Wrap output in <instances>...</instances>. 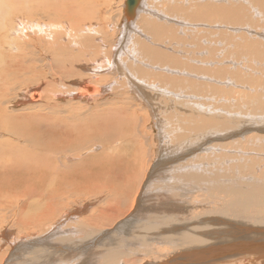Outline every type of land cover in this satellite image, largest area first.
Listing matches in <instances>:
<instances>
[{"label":"bare ground","instance_id":"1","mask_svg":"<svg viewBox=\"0 0 264 264\" xmlns=\"http://www.w3.org/2000/svg\"><path fill=\"white\" fill-rule=\"evenodd\" d=\"M67 1L0 0V126L9 136L0 137V213L18 217L19 232L42 230L56 221L67 182L85 177L84 171L102 178L104 167L118 161L111 147L74 161L96 149L80 148L77 131L97 113L108 126L102 129L110 137L104 138L128 140L131 133L150 143L147 153L137 155L144 160L151 151L145 160L151 165L130 158L140 173L125 183L137 190L144 213L99 232L95 225L108 223L115 211L109 217L102 209V216L86 219L85 207L62 212L64 220L52 222L45 235L26 231L32 239L23 246H12L14 233H1V248H21L18 255L13 251L14 264H264V0H137L134 16L125 1L113 46L103 13L97 16L100 29L94 22L93 0L82 5L89 7L83 16H75ZM244 62L245 73L238 69ZM66 100L89 107L85 113L60 107ZM161 104L172 125L158 126L153 107ZM131 106L149 109L156 136H140L144 126ZM6 107L25 114L14 119ZM131 144L123 154L129 155ZM73 150L78 155L63 160L64 151ZM99 184L112 196L105 202L126 203L117 199L124 188L114 185L108 192L110 185ZM20 197L27 198L25 206L8 204ZM158 197L174 211L162 212L161 202L155 212ZM66 220L76 221L77 230L64 231Z\"/></svg>","mask_w":264,"mask_h":264},{"label":"rangeland","instance_id":"2","mask_svg":"<svg viewBox=\"0 0 264 264\" xmlns=\"http://www.w3.org/2000/svg\"><path fill=\"white\" fill-rule=\"evenodd\" d=\"M69 1V3H71V10H72V12L74 11V15L76 16V15H80V16H83L84 14H87V10L89 9V7L88 6H82V5H84V3H85V1H88V0H68ZM67 1V2H68ZM125 1H127V0H93V7H92V11H93V14H94V22L98 25V29H100V23H99V18H97V16L98 15H100V13L102 14L103 13V15H102V22L104 23L103 24V31L104 32H108L109 33V35H111V37L113 38V40H112V38L110 37V39H109V44L110 45H112V43L113 42H115L117 39H118V34H119V32H118V28L116 27L117 26V23L118 22H120L119 20L121 19L122 20V18H123V16H124V14H123V12H124V7H125V5L124 6H122L123 4H124V2ZM75 7H74V6ZM84 10H83V9ZM79 9V10H78ZM86 9V10H85ZM85 11V12H84ZM78 15V16H79ZM87 16H90L89 14L88 15H86V17ZM117 30V31H116ZM116 37H117V39H116ZM253 41H255V40H253ZM113 46V45H112ZM111 46V47H112ZM111 47H108V49L107 50H110L111 49ZM239 64V63H238ZM237 64V65H238ZM244 65V66H243ZM239 66V65H238ZM247 66H248V64L247 63H245L244 62V64H242V65H240L239 66V70H241L243 73H245V71H243V70H246V68H247ZM235 70V69H234ZM105 76H107V75H105ZM105 76H102V77H105ZM229 77L228 78H231V75H228ZM87 80H93V79H87ZM226 82V81H225ZM34 84H36V83H33V84H31V85H34ZM104 84H107V83H104ZM37 88V87H36ZM41 88V87H40ZM30 89V88H29ZM42 89V88H41ZM43 90V89H42ZM246 90V89H245ZM44 91V90H43ZM247 91V90H246ZM242 92L243 93H245V91L244 90H242ZM116 95H118V94H116ZM46 97V96H45ZM163 98H166V95H164V96H162ZM167 99V98H166ZM169 102V103H168ZM93 103L94 104H98L99 105V102H94L93 101ZM157 102H154V103H152V101H151V104H156ZM167 103H168V105L167 106H170V105H172L171 104V99L169 100H167ZM55 104H57V103H55ZM139 104V103H138ZM84 105V106H83ZM144 105V104H143ZM25 106H27V105H25ZM75 106H76V108H75ZM161 107L159 108V106H155V107H153L156 111L158 110L159 112H157V119H158V126H163V125H166L167 126V124H169V125H172L170 122H169V117L167 116V114L165 113V112H167L168 111V107H166V104L164 105V104H161L160 105ZM164 106H165V109H164ZM21 107H24V105L23 106H21ZM46 107V106H45ZM52 107H54V106H52ZM60 107H65V108H68V107H73L74 109H75V111H77L78 113H85V111L83 112V110L84 109H87L89 106L87 105V103H83V102H79V104H76V103H73V102H70V100H66L65 102H62V104H61V106ZM80 107V108H79ZM141 107V106H140ZM157 107V108H156ZM142 108V107H141ZM164 109L165 111H163L162 109ZM209 108V107H208ZM18 108H16V110H17ZM42 109V107L41 108H39V106L37 107V109H35V110H32L33 112H36V111H40ZM8 110V111H7ZM16 110H14V109H12L11 110V108L10 107H6V113L7 114H9L12 118H19V117H22V116H24V112H21V111H16ZM73 110V109H72ZM71 110V111H72ZM137 111V113H138V115L136 116L135 115V117H139L140 116V119H139V121H141V124L144 126L143 128H142V130H141V132L142 133H140V136H144V135H148V138H151V137H154V136H156V131H154L153 133H152V131L149 129V126L151 125V121H150V123L149 122H147V119H151V114L149 113V109L147 110V108H143V110H142V112L135 106V107H133V106H131V108H130V112H132L133 113V111ZM144 110H145V113H144ZM82 111V112H81ZM224 111V110H223ZM160 112H162V113H160ZM170 112V111H169ZM127 113V112H126ZM131 113V114H132ZM142 113V114H141ZM163 113H164V115H163ZM99 113H97V115L94 117H91V119L93 120V121H91V119L90 118H88V120H84L83 122H81L82 124H80L79 125V128H81L80 129V131H77V133H79V134H77V136H80V141H78V145L80 146V148H81V146H82V148H86L87 146H92V145H95L96 146V149H95V151L93 150L92 152H90V153H82L83 154V156L84 157H81L80 156V158L78 159V160H74L75 162H78V161H81V160H83L84 158L86 159L87 158V156L89 157L90 155H91V157H96V156H98V155H100L101 153H104L105 151H106V148H107V150H108V148L109 147H111V148H109V149H111V153L113 154V156H115V154H116V159L118 160V161H115V162H113V164H110L109 163V165H107V170L105 169V167H104V172L103 173H101V177L102 178H100V176L98 177H96L97 179H95L94 178V176H96V173H91V172H88V171H84V175H86L85 177H82V176H80L79 178H76V179H72L73 181H74V184L73 183H66L67 184V186L65 187V189L63 188V190L65 191V193L64 194H66L67 195V198L64 200V204H63V207L61 208V211L59 212V214L57 215V216H55V218H54V220H56L57 222H60V221H62V220H64V218L69 214V213H73L74 211L76 212L77 211V209L79 210V209H84V207L86 208V212H84L82 215H83V217L86 219L87 217H93L95 214L97 215V218L98 217H100V216H102L103 215V213H104V211H105V213H107V214H105L106 216L108 215L109 217H111L112 216V214H111V212L113 213L114 211H115V213H114V215H113V217H111L112 219H110L109 220V222L106 224V223H103V225H98V226H96L95 225V227H98V228H96V229H98L99 230V232H101V231H103V230H113V228H115L117 225H121L124 221H127L128 220V218L129 217H131V214L132 213H135L136 214V220L138 221V218H139V216L138 215H140V214H143L144 213V208L143 207H141V206H138V199L140 198V197H138L137 195V190L136 189H134V191L132 192V189H131V187H129V186H127L126 188H125V183L126 182H133L137 177H138V173H140L139 172V169H137L135 166H134V164H133V162L131 161V159L130 158H133L134 159V157H135V155H137V153L139 154V155H141V154H143V152H145V150H146V152L145 153H147V151H148V149L147 148H149V145H150V143H148L146 140H143V138H140V137H136V138H138V140L136 139V138H134L133 137V135L130 133L129 134V137H128V140H126L127 138H120L119 140H113V139H111V138H104V137H110V134H109V132H108V130L106 129L108 126H107V124L106 123H104V119H102V118H100V117H102V116H100L99 117V115H98ZM148 114H149V117H148ZM133 115V114H132ZM142 115V116H141ZM144 115V116H143ZM162 116H163V118H162ZM164 116H166V118H168L167 119V121L165 120L166 118L164 117ZM165 118V119H164ZM90 119V120H89ZM95 120V121H94ZM163 120H165V121H163ZM100 121V122H99ZM90 122H92V123H90ZM98 122H99V124H98ZM45 123H46V121H45ZM160 123H162L163 125H161ZM164 123H166V124H164ZM49 124H51L50 122H47V125H48V128H50L51 126H49ZM1 125V124H0ZM103 126H106V128L105 129H102L103 128ZM166 126H164V127H166ZM66 127H67V125H66ZM95 127V128H94ZM99 127V128H98ZM133 127H134V124H133V126H132V129H133ZM0 128H1V130H0V137H4V139H6V138H8L9 136L2 130V126H0ZM52 128V127H51ZM90 129V130H88V129ZM52 130H53V128H52ZM120 129L118 128V129H115V131L116 132H118ZM6 132H8L7 130H5ZM98 132V133H97ZM90 134V136L91 137H88V135ZM142 134V135H141ZM75 135V134H74ZM40 136V135H39ZM94 136V137H93ZM82 137V138H81ZM84 137V138H83ZM87 137L88 138H90V139H87ZM91 138H92V141H91ZM234 138V137H233ZM16 141H17V144H18V146L19 145H25V141L21 138V139H16V138H14ZM102 139L103 140H105V141H102ZM113 140L114 142H112V143H110L108 140ZM131 139H132V141H131ZM134 139V140H133ZM84 140V141H83ZM86 140V141H85ZM88 140V141H87ZM107 140V141H106ZM136 140V141H135ZM146 141V142H145ZM233 141V140H232ZM82 143V145H81V143ZM108 142V143H107ZM127 142L128 143H132L129 147H132L131 148V150L132 151H130V153H129V155L127 154V153H124L123 154V149L126 147V145H127ZM136 144H135V143ZM138 142H140V143H142V144H138ZM117 143V144H116ZM123 143V144H122ZM134 143V144H133ZM225 143H228V141L227 142H225ZM105 144H107V145H105ZM121 145H122V147H121ZM17 146V147H18ZM140 146V147H139ZM144 148H143V147ZM100 149H99V148ZM105 147V148H104ZM119 147V148H118ZM124 147V148H123ZM143 149H142V148ZM210 148V146H207L206 148ZM80 148L79 149H77V150H80ZM121 148V149H120ZM123 148V149H122ZM141 149V150H140ZM145 149V150H144ZM119 150V151H118ZM110 151V150H109ZM118 151V152H117ZM77 151L75 150H73L72 151V153L71 152H66V151H64V153H63V155H61V157L63 158V160L65 159V158H67V156L68 157H70V156H73V155H75V156H77L78 154V152L76 153ZM98 152V153H97ZM135 153V154H134ZM151 151L147 154V157H145L144 158V160H143V158H142V156H141V158L137 155V161H136V163L138 164V162H139V164H140V166H141V164H142V166L144 167H147V166H149V165H151V164H145L146 162H145V160H147L148 161V163H149V160H151V158H152V156H151ZM66 154V155H65ZM87 154H89V155H87ZM119 154L122 156V158H119ZM123 154V155H122ZM118 155V156H117ZM149 156H150V158H149ZM74 161L72 162H68L67 160H66V165H68V166H70V165H73V163H74ZM116 163V164H115ZM153 165H154V163H152ZM235 164H239V165H241L240 164V162H238V163H235ZM152 165V166H153ZM108 166H109V168L110 169H108ZM138 166V165H137ZM213 167L214 168H216L217 167V165H215L214 163H213ZM121 168V169H120ZM135 169H137L136 171H134ZM74 171H77L76 170V168H74L73 169ZM129 170V171H128ZM140 170H141V172H142V168L140 167ZM81 168H79L78 169V172L79 173H81ZM94 171V170H93ZM116 171V172H115ZM126 171L128 172V174H126ZM130 171H133V173H135L136 175H130ZM150 171H151V169H150ZM118 172V173H117ZM138 172V173H137ZM121 173H123V174H121ZM233 174V173H232ZM231 174V176L232 177H234L235 175L233 174L232 175ZM94 175V176H93ZM100 175V174H99ZM104 177H103V176ZM128 175V176H127ZM130 175V176H129ZM132 176H134L135 177V179H134V177H132ZM72 177H74V176H72ZM119 177H120V180H119ZM98 178H100V180H99V182L101 181V182H105V183H107V185L109 186L110 185V187H109V190H108V192H111L110 191V188L112 187V186H114L115 185V187H116V189H119V191H120V189L121 190H124L125 189V196L123 195V196H120L119 198H117V199H119V200H122V203L124 202V201H126V203H123L124 205H122V204H118V202L117 201H114V200H112L111 202H105V201H107L108 199L110 200V199H112V196L110 197V196H108V194L106 195V193H104L105 191H107V190H104L103 188H101L100 187V189H98L99 188V186H101L100 184H99V182H98ZM131 178H133V179H131ZM235 178V177H234ZM113 179V180H112ZM95 180V181H94ZM97 181V182H96ZM114 181V182H113ZM96 182V183H95ZM29 183H33V182H29ZM95 183V184H94ZM140 183V182H139ZM145 183H146V180H145ZM144 183V184H145ZM147 184V183H146ZM93 185V186H92ZM65 186V185H64ZM75 186V187H74ZM135 186H137V184H135L133 187H135ZM124 188V189H123ZM7 189L8 188H5V190L7 191ZM90 189V190H89ZM145 190L146 189H144V190H141L140 191V195H142V196H144L145 195ZM99 191H102L103 192V194H99ZM87 193V194H86ZM135 193V194H134ZM78 194V195H77ZM65 195V196H66ZM79 195L81 196V197H79ZM83 195V196H82ZM106 195V196H105ZM72 197V198H70V197ZM76 196H78V197H76ZM138 198H137V197ZM226 195H224V194H222V197H225ZM124 197V198H123ZM220 197H221V195H220ZM65 198V197H64ZM77 198V199H76ZM114 198V197H113ZM129 198V199H128ZM131 199V200H130ZM152 200H153V197L151 198ZM158 199V201H159V203H158V201L156 202V204H155V201H151V203H149L150 205H152L151 207H153V205L155 204V212L160 208L159 206H161V202H163V204L165 205V206H167V207H165V206H162L161 207V211L162 212H171V211H174L172 208H171V204H168L169 202L167 201V199L166 198H160V197H158L157 198ZM70 202H69V201ZM74 200H75V202H74ZM77 200V201H76ZM108 200V201H109ZM129 200V201H128ZM135 200V201H134ZM88 201V202H87ZM95 201V202H94ZM137 201V202H136ZM15 202H18L21 206H25L27 203H28V201H27V198H24V197H20V198H16L15 200H12V202H11V200H9V202H8V204H14V206H15ZM50 202H51V200H50ZM121 202V201H120ZM129 202V203H128ZM93 203V204H92ZM105 203V204H104ZM69 204V205H68ZM71 204V205H70ZM82 204H83V206H82ZM87 204V205H86ZM107 204V205H106ZM128 204H130V205H128ZM111 205V206H110ZM116 205V206H115ZM134 205V206H133ZM158 205V206H157ZM131 206V207H130ZM133 206V207H132ZM149 206V205H148ZM102 207V208H101ZM120 207V208H119ZM128 207H130V208H128ZM142 209H141V208ZM150 207V206H149ZM169 207V208H168ZM107 208H108V210H107ZM113 208V209H112ZM117 208H119V214L117 213L118 211H116L117 210ZM133 208V209H132ZM166 208V209H165ZM104 209H106V210H103ZM146 209H147V207H146ZM109 210H110V213H109ZM113 210V211H112ZM122 210V211H121ZM129 212H128V211ZM132 210V211H131ZM62 212H66L65 213V215L66 216H64V213H62ZM68 212V213H67ZM101 212V213H100ZM109 213V214H108ZM151 213H153V212H151ZM2 214H4V212L3 213H0V239H1V235L4 233V232H11V233H14L13 234V236L12 237H14V239L12 240L11 238H9V241H11V244H12V246H23V244L24 243H28L32 238H26V236L28 235V234H26V231L27 230H25V231H22L21 230V232H24V233H21V232H19V228L17 227V225H16V223L14 222V221H16L17 219H18V217L16 218L15 216H13V215H10V214H8V215H6V216H4V215H2ZM1 215H2V217H1ZM60 215V216H59ZM104 215V216H105ZM118 215H119V217H118ZM4 216V217H3ZM63 216V217H62ZM86 216V217H85ZM134 216V215H133ZM60 217V218H59ZM82 217V216H81ZM116 218V219H115ZM84 219V220H85ZM92 219V218H91ZM76 220V219H75ZM131 220V222H133V219H130ZM129 220V221H130ZM56 221H54L53 222V219L50 221V223L48 222V223H46V224H44V227H43V229L41 230V229H38V231H36V229H34V228H30V229H28L29 231H27L28 233L29 232H31V231H36L37 232V234H38V236L40 235V236H42V235H45V230H47L50 226H53L54 224H56L57 222ZM12 222H14V223H12ZM52 222L54 223L53 225H51L52 224ZM84 223L85 222H87V221H83ZM68 223H71V224H68ZM13 224V225H12ZM15 224V225H14ZM88 223H86V225H87ZM106 224V226H104ZM133 224H135L134 222H133ZM15 226V227H12V226ZM46 225H48V227L46 226ZM114 225V226H113ZM67 226H69L68 228H67ZM77 226H78V224L76 223V221H71V220H68V222H67V220H66V223H64V229L62 228V230H64V231H68V230H77ZM70 227H71V229H70ZM13 228V229H12ZM4 230V231H3ZM6 230V231H5ZM13 230V231H12ZM91 230H94V229H91ZM3 231V232H2ZM95 231V230H94ZM40 232V233H39ZM96 232V231H95ZM2 233V234H1ZM17 234V235H16ZM42 234V235H41ZM22 236V237H21ZM37 235H35V237H36ZM79 236V235H78ZM77 236V237H78ZM10 237V236H9ZM80 237H84V233H82V235H80L78 238H80ZM17 238V239H16ZM15 240V241H14ZM30 243V242H29ZM39 244H40V246L41 247H45V243L44 244H41V242H39ZM2 245H3V242L0 240V264H14V261H13V257H12V255H13V253L15 252V254H17L18 255V253H19V251H20V249L19 250H14L13 249V247H12V249H8V248H10L9 246H7V248H1L2 247ZM47 246H49V244L47 245ZM23 249V248H22ZM6 250H8L7 252H6ZM14 251V252H13ZM10 252V253H9ZM93 253H94V250H93ZM3 254V255H2ZM99 254V253H98ZM99 256H100V254H99ZM11 262V263H10ZM94 262H96L95 260H94ZM123 262H125V261H123Z\"/></svg>","mask_w":264,"mask_h":264},{"label":"water","instance_id":"3","mask_svg":"<svg viewBox=\"0 0 264 264\" xmlns=\"http://www.w3.org/2000/svg\"><path fill=\"white\" fill-rule=\"evenodd\" d=\"M137 0H127L126 8L128 16H134Z\"/></svg>","mask_w":264,"mask_h":264}]
</instances>
